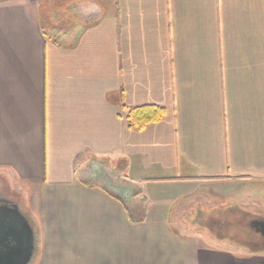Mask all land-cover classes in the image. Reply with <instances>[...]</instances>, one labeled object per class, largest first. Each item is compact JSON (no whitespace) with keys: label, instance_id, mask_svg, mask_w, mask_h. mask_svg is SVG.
<instances>
[{"label":"crops","instance_id":"0c3cea01","mask_svg":"<svg viewBox=\"0 0 264 264\" xmlns=\"http://www.w3.org/2000/svg\"><path fill=\"white\" fill-rule=\"evenodd\" d=\"M0 178L33 264H264L174 224L264 208V0H0Z\"/></svg>","mask_w":264,"mask_h":264},{"label":"rangeland","instance_id":"374dc122","mask_svg":"<svg viewBox=\"0 0 264 264\" xmlns=\"http://www.w3.org/2000/svg\"><path fill=\"white\" fill-rule=\"evenodd\" d=\"M203 204L198 200L177 211L176 222H174L176 228L183 232L184 230L192 232L195 237H200L201 233H205L207 236L213 237L218 244L227 248H242L247 251H262L264 249L263 234L258 231L256 226L253 227L250 215L244 214L249 211L252 214V219L257 215H260L259 218H264L262 206H257V203L254 202L251 207L245 205L240 208V206L233 205L209 208ZM202 239L206 240L205 237Z\"/></svg>","mask_w":264,"mask_h":264},{"label":"water","instance_id":"95a60500","mask_svg":"<svg viewBox=\"0 0 264 264\" xmlns=\"http://www.w3.org/2000/svg\"><path fill=\"white\" fill-rule=\"evenodd\" d=\"M255 226L264 236V221ZM36 254L37 235L24 201L0 178V264H33Z\"/></svg>","mask_w":264,"mask_h":264},{"label":"trees","instance_id":"16d2710c","mask_svg":"<svg viewBox=\"0 0 264 264\" xmlns=\"http://www.w3.org/2000/svg\"><path fill=\"white\" fill-rule=\"evenodd\" d=\"M165 110L161 107H135L127 109L130 127L142 130L148 125L160 121Z\"/></svg>","mask_w":264,"mask_h":264},{"label":"flooded vegetation","instance_id":"af4514ba","mask_svg":"<svg viewBox=\"0 0 264 264\" xmlns=\"http://www.w3.org/2000/svg\"><path fill=\"white\" fill-rule=\"evenodd\" d=\"M254 227V226H253Z\"/></svg>","mask_w":264,"mask_h":264}]
</instances>
